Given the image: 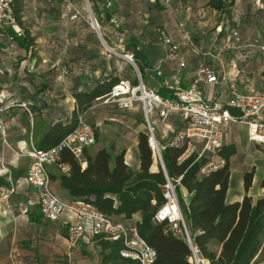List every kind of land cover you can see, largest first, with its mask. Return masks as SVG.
I'll use <instances>...</instances> for the list:
<instances>
[{
	"label": "crops",
	"instance_id": "crops-1",
	"mask_svg": "<svg viewBox=\"0 0 264 264\" xmlns=\"http://www.w3.org/2000/svg\"><path fill=\"white\" fill-rule=\"evenodd\" d=\"M47 1L52 0L16 1L21 24L6 27L0 37V90L5 94L1 105L7 107L2 113L6 132L0 131V184L12 182L17 187L9 202L0 201V264H120L123 247L116 244L123 246L120 238L100 235L72 247L67 240L69 213L59 220L41 214L38 191L26 181L31 157L19 144L25 141L27 147L33 144L40 148L56 145L73 121L77 125L82 112L97 137L86 149L91 154L102 148L114 154L124 151L125 162L139 170V135L146 131L141 105L123 109L104 103L109 92L97 94L87 106L84 99L80 101V94L91 93L115 78L136 79L138 65L123 56L127 52L139 54L144 65L142 80L148 88L159 91L164 78L175 72L188 88L199 65L205 64L227 82L200 85L213 101L226 99L228 83H235L241 92L263 93L264 0H223L221 9L213 7L211 0H96L103 40L80 1L70 0L71 4L59 0L56 9L44 7L41 2ZM160 28L180 44L171 59L166 58L167 47L159 40ZM234 29L239 30L240 42L232 37ZM152 119L161 143L184 126L178 114L166 123L157 112ZM233 126L247 135L246 126L239 123H231L225 134L223 146L231 144L237 149L230 160L226 202L242 201L246 194L256 201L264 197V153L253 164H247V155L238 166L241 174L235 175L242 153L239 136L231 133ZM248 144L264 149V144L249 140ZM81 166L87 167L84 158ZM48 168L51 176L61 173L55 165ZM150 171L158 172L154 161ZM248 171H254V180L246 190L244 174ZM51 179L52 189L61 199H74L59 179ZM179 192L181 202L188 206L193 194L184 186ZM141 217L137 212L126 222L137 225ZM212 247L220 253L221 245L214 243ZM256 259L255 264H264V243Z\"/></svg>",
	"mask_w": 264,
	"mask_h": 264
},
{
	"label": "built area",
	"instance_id": "built-area-1",
	"mask_svg": "<svg viewBox=\"0 0 264 264\" xmlns=\"http://www.w3.org/2000/svg\"><path fill=\"white\" fill-rule=\"evenodd\" d=\"M77 16L78 12L74 14V17ZM15 23L12 0H0V37L4 35L6 27L15 26ZM91 25L100 36L98 20L91 18ZM232 37L236 42L241 41L238 29L233 30ZM159 40L167 47V59L173 58L180 49V44L174 41L165 28L159 29ZM262 49L264 50V47ZM109 50L116 53L114 49L109 48ZM123 56L135 65L133 53L127 52ZM181 66H184V63ZM136 73L137 85H133L130 80L120 81L104 97V103H113L123 109L141 105L153 161L158 171L161 170L166 178L162 185L165 200L157 209L153 220L165 222L167 232L187 241L191 250V263L208 264V260L194 243L182 208L179 191L182 188L183 174L170 177L164 162L163 151L167 147L180 149L182 152L178 157V164L191 158L192 163L204 160L199 171L201 176L224 169L227 160L220 155V151L231 123L245 125L248 140L259 145L264 144V92H241L235 83H228L226 99L213 101L200 89V85L222 84L226 82V78L219 77L213 69L200 64L193 83L188 88L182 85L179 72L164 78L162 86L173 95V97H164L158 90L146 86L137 67ZM4 99L5 94L0 90L2 134L6 132V121L2 113L7 107L1 105ZM154 112H157L161 122L164 123L173 114H178L184 121V126L173 131L167 142L161 143L156 136V125L152 119ZM96 140L95 128L87 121L85 114L80 113L74 130L58 144L49 148H40L33 144L27 147L25 141L22 145L19 144L18 147L31 157L26 181L38 191L40 212L50 220H59L66 212L69 213L67 240L72 247L81 241L100 235L120 238L123 243L122 256L131 258L138 264H155L156 251L140 234L137 225L114 221L86 199H73L66 202L52 189L48 167L55 165L61 173L68 174L71 166L62 161V152L69 150L77 159L82 160L84 149L95 144ZM16 191L17 187L12 182L0 184V201L9 202Z\"/></svg>",
	"mask_w": 264,
	"mask_h": 264
},
{
	"label": "trees",
	"instance_id": "trees-1",
	"mask_svg": "<svg viewBox=\"0 0 264 264\" xmlns=\"http://www.w3.org/2000/svg\"><path fill=\"white\" fill-rule=\"evenodd\" d=\"M16 1L19 0H12V7L16 23L21 24ZM62 1L71 3L70 0ZM88 3L98 23L102 25V18L95 7L96 0H88ZM223 3V0L210 1L217 9H221ZM133 54L144 79V65L140 62L139 54ZM119 82L118 78L104 82L91 93L80 94L79 99H84L88 106L97 94L111 92ZM132 84L137 85L138 78L134 79ZM159 92L164 97H173L165 87L160 88ZM75 127L76 122L73 121L67 134ZM138 150L139 170L133 169L125 162L124 151L114 154L113 150L102 148L91 154L84 149L83 158L87 167L82 169L81 160L69 150H64L62 161L69 163L71 170L68 174L59 173L51 177L59 179L61 187L74 199L91 201L114 221L126 222L135 213L141 212V221L137 227L156 251L155 264H193L190 262L191 250L187 241L167 232L165 222L153 220L157 209L165 200L162 185L166 178L161 170L150 171L153 156L147 131L139 135ZM181 152L180 149L167 147L163 151V158L170 177L183 174L182 186L193 194L184 214L194 243L211 264H255L264 243V197L254 201L246 194L242 201L226 202L231 177L230 160L237 152L236 147L231 144L223 146L220 155L227 160L226 167L205 176L199 174L204 160L192 163L191 158L178 164ZM253 180L254 171L244 174L246 190L252 186ZM261 186L264 187V178ZM194 229H199L200 233H195ZM214 243L221 245L220 253L212 247ZM116 244L119 249L123 247L120 242ZM120 258V264H138L131 258Z\"/></svg>",
	"mask_w": 264,
	"mask_h": 264
},
{
	"label": "rangeland",
	"instance_id": "rangeland-1",
	"mask_svg": "<svg viewBox=\"0 0 264 264\" xmlns=\"http://www.w3.org/2000/svg\"><path fill=\"white\" fill-rule=\"evenodd\" d=\"M78 1H80V3H82V5L85 7L87 18L91 22V14H90V10L88 8L87 2L85 0H77L76 1L77 4H78ZM41 3L43 4L44 7H48V9H56L58 7V5H59L58 3H60V1L59 0H52L50 2L47 1V2H41ZM144 122L146 123L145 118H144ZM233 127L234 128L232 129L231 133L239 136L237 141H238L239 145H241L240 151L242 153V154L238 155L239 160L236 161L235 175L239 176V174H241V173L239 172L240 170H239L238 166L240 165V163H242V160L248 155L250 162H247V164H253L256 161H258L257 160L258 155H263L264 149H262L261 147H256V146L253 147V146L249 145L246 132L243 130H241V131L238 130L237 126H233ZM241 156H242V158H241ZM241 170H243V168ZM179 194H180V192H179ZM181 203H182L183 211H185L187 206H185V204L183 202H181ZM198 230L199 229H194L195 232H197ZM189 231H191V230L189 229Z\"/></svg>",
	"mask_w": 264,
	"mask_h": 264
},
{
	"label": "water",
	"instance_id": "water-1",
	"mask_svg": "<svg viewBox=\"0 0 264 264\" xmlns=\"http://www.w3.org/2000/svg\"><path fill=\"white\" fill-rule=\"evenodd\" d=\"M87 5H88V8H89V10H90L91 18H92L93 20H95L96 17H95V15H94V13H93V11H92V9H91V7H90L88 1H87ZM100 36H101L100 38L103 40V38H102V34H101Z\"/></svg>",
	"mask_w": 264,
	"mask_h": 264
}]
</instances>
